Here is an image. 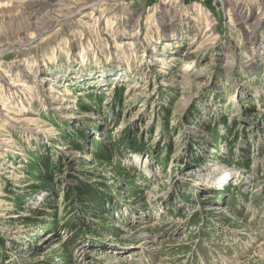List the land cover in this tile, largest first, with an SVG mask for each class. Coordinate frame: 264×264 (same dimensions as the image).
Wrapping results in <instances>:
<instances>
[{
  "label": "rangeland",
  "instance_id": "obj_1",
  "mask_svg": "<svg viewBox=\"0 0 264 264\" xmlns=\"http://www.w3.org/2000/svg\"><path fill=\"white\" fill-rule=\"evenodd\" d=\"M0 4V264H264V0Z\"/></svg>",
  "mask_w": 264,
  "mask_h": 264
},
{
  "label": "trees",
  "instance_id": "obj_2",
  "mask_svg": "<svg viewBox=\"0 0 264 264\" xmlns=\"http://www.w3.org/2000/svg\"><path fill=\"white\" fill-rule=\"evenodd\" d=\"M132 151H137L133 146H132ZM93 156L97 159V161H99L100 163H102V161H101V159L100 158H98V156H97V154H95V153H93ZM44 159V160H43ZM41 160H43V164H44V170H46L44 173H46L45 174V178H47L46 180H49V178H48V175L51 173V172H53V170H54V168H53V166H52V164H51V161L49 160V158H42ZM86 190H84V189H81V193H82V195H83V199H87V197L88 196H90V198L88 199L89 201H88V204H90V205H96L97 203H99L98 201H99V199L97 198V196H96V194L95 195H93V194H88L89 192L88 191H86ZM86 196V197H85ZM108 199V202H110V198H102V201H101V199H100V203L98 204V206H102L103 204H104V200H107ZM86 201V200H85Z\"/></svg>",
  "mask_w": 264,
  "mask_h": 264
},
{
  "label": "bare ground",
  "instance_id": "obj_3",
  "mask_svg": "<svg viewBox=\"0 0 264 264\" xmlns=\"http://www.w3.org/2000/svg\"><path fill=\"white\" fill-rule=\"evenodd\" d=\"M15 2H18V0H15ZM39 3V2H38ZM1 5V4H0ZM34 5V4H33ZM22 8V7H21ZM18 34V33H17ZM16 36V35H15ZM181 37V36H180ZM133 45V44H132ZM161 60V59H160ZM15 84V82L14 83H12V85H10V88L12 89V90H7V91H5L6 93V95H9V97H8V99L7 100H9V102H7V103H3L4 101V99H3V93L1 94V90H0V106L1 107H4V104H14L15 103V101L17 100V99H15L16 97H15V91H17L16 89L19 87V86H21V84H17V85H14ZM17 87V88H16ZM15 89V90H14ZM5 89L4 88H2V91H4ZM11 91V92H10ZM5 96V95H4ZM59 97V96H58ZM23 100V99H22ZM3 101V102H2ZM17 101H19V100H17ZM19 102H21V101H19ZM24 102V101H23ZM15 105V104H14ZM13 106V105H12ZM24 106V105H23ZM5 107H7L6 105H5ZM23 108V107H22ZM20 110H22V109H20ZM1 112H8V113H11V111H6V110H4V109H0V114H1ZM6 117V115L4 116V118ZM8 117V116H7ZM1 118V117H0ZM3 118V117H2ZM147 162V161H146ZM145 165H146V167H148V165L145 163ZM214 170H216L217 168L216 167H214L213 168ZM146 170V169H145ZM211 174L212 173V171L211 170H208L207 169V172H206V174ZM215 174V173H214ZM221 174V173H220ZM216 175V174H215ZM224 176V175H223ZM218 178V177H217ZM195 184L196 185H200L201 183L200 182H195ZM124 248V247H123Z\"/></svg>",
  "mask_w": 264,
  "mask_h": 264
}]
</instances>
